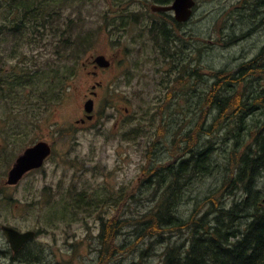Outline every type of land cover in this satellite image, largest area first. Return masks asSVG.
Here are the masks:
<instances>
[{
	"label": "rangeland",
	"instance_id": "obj_1",
	"mask_svg": "<svg viewBox=\"0 0 264 264\" xmlns=\"http://www.w3.org/2000/svg\"><path fill=\"white\" fill-rule=\"evenodd\" d=\"M144 1L88 0L82 7L78 4L74 7L69 5L65 10V16L73 19L72 25L75 32L80 30L84 34L87 30H94L92 43L81 52L82 57L79 59L75 76L62 82L60 87L64 93L60 92V87L54 88L55 91L44 87L47 80L42 81L41 84L34 81L35 92L32 98L35 103L36 137L29 131L33 107L30 109V115L22 102V113L18 120L23 130L21 137L17 140L9 138V141L4 140L0 143L1 183L17 156L25 148L33 145L37 138L52 137L55 139L57 148L42 172L31 174L19 186L11 188L7 186L6 193L0 192V199H31L40 194L48 183L83 186L84 178L80 177L83 173L79 168L80 160L90 159V161L95 160V164L84 165V168L87 166L89 168L84 172V177L89 179L93 188H97L98 197L102 200L100 205L93 204V206L102 216L122 219L117 237L108 241L104 250L96 253H72L71 247L66 245V233L63 228L58 229L57 236L48 233L41 235L33 244L36 248H44L38 250L40 255L37 253L38 261L45 262L41 264H133L134 262L144 264L145 258L146 264H162L167 245L175 242L180 245L188 237V232H177L171 238L168 232L163 237L159 235L150 237L140 231L141 222L138 221L142 216L139 213L148 212L156 205L160 196L162 197L166 192L168 195V188L173 189L167 188V185L152 183H147L150 186L144 185L143 178L146 177L143 168L163 166L174 160L175 155L171 154V142L174 132L176 133L179 129L180 122H183L185 127L180 137L187 134L194 124L197 126L203 123V119L199 118L201 111L196 110L199 115L190 116L189 105L185 104L189 97L186 90L177 91L174 83L166 89L161 83L166 74L174 71V61L166 62L163 56L160 58L157 55L159 51L156 48L155 33L148 31L145 26L149 7H144ZM262 4L264 0H197L196 17L189 24L197 33V40L193 43L197 41V46H203L201 43L203 42L208 49L204 54L203 68L199 70L201 75L195 76L196 86L191 94L194 103L202 100V92L208 91L210 83L214 82L215 76L222 69L234 70L242 61L255 58L257 55H262L264 58V6ZM123 10L131 15L137 14L140 20L135 21L136 25L132 24L119 29L115 26L117 22L114 18ZM106 12H109L110 25L105 24ZM167 30L169 36L163 39L164 42H167L166 39L173 40V29ZM231 39L233 40L230 43ZM20 46L22 65L25 63L31 66L32 70L37 68L41 70L45 62H52V59L59 58L50 41L44 44L34 43L23 48L20 43ZM100 54L113 58L120 65L118 68L112 67V69L100 71L99 77L106 82V88L100 91V98L95 109L96 119L92 123L75 128L76 121L80 120L85 113L84 94L89 91L88 87L94 81V77L88 73L93 68V63H88L85 67L83 62ZM62 60L64 61L60 63L68 66V59ZM12 64L13 62H6L8 66ZM245 82L243 83L245 89L242 87L243 93L256 91V88ZM235 88L237 89L236 84ZM107 99L110 105L106 104ZM184 99V102L180 101ZM0 110L4 113L7 107L2 105ZM212 116L213 112L212 114L210 112L205 118L209 124L212 122ZM209 117H211L210 120ZM254 119H246L244 123L250 122L253 127ZM15 122L17 121L13 118L7 117L5 131L7 132L8 127ZM64 124V128L68 131H64L63 136H58ZM225 131L222 128L216 132L217 137L215 136L221 148L235 142L232 134L223 140L219 139L226 136ZM201 139V142L207 143L212 140L205 134ZM222 141L226 143L223 144ZM150 146H153L154 151L152 150V155L147 157L146 153L151 150V148L148 149ZM221 148L212 156L213 160L215 159L214 162L219 164H223V156H225L220 151ZM7 163L10 165L7 166ZM224 173L225 171L221 168L214 171L210 168L204 173L192 174V176L190 174V177L187 175L188 177L181 178L180 185L183 181L184 184L182 183V199H179L177 208L179 214L185 217L187 214L190 215L197 204L202 203V200H205L219 186ZM124 183H129L128 192L125 189L117 191V203H109L107 198L113 193L109 191L110 187L120 189ZM259 184L264 189V172L259 179ZM180 185L175 188L179 189ZM126 193L130 195L128 200ZM239 196L240 194L228 196L227 201L232 202ZM48 211L47 206L41 210L38 207H32L25 214H5L4 216L9 222L28 229L32 226H40L39 224L43 225L40 221H45L46 224L47 219L42 218ZM110 217H107V220H110ZM108 224L109 222L106 225ZM76 227L78 235L84 237L86 231L82 225H76ZM106 230V236L110 238L114 232L109 233V230ZM1 232L0 230V248H8ZM97 246H103V242H99ZM107 254L110 257L106 260ZM3 263L6 262L0 259V264Z\"/></svg>",
	"mask_w": 264,
	"mask_h": 264
},
{
	"label": "trees",
	"instance_id": "obj_2",
	"mask_svg": "<svg viewBox=\"0 0 264 264\" xmlns=\"http://www.w3.org/2000/svg\"><path fill=\"white\" fill-rule=\"evenodd\" d=\"M86 1L88 0H0V39L19 40L22 48L34 43L44 44L50 41L58 56L68 55L69 57L68 66L65 64L63 66L60 63L63 61L57 60L45 62L41 70L38 68L32 70L29 65L23 66L21 69L23 88L29 87L32 79L39 84L47 80L44 87L55 91L54 88L60 87L65 79L75 76L79 59L82 57L81 52L92 43L94 30H87L84 34L80 30L75 32L72 25L74 21L69 16H65V10L69 5L74 7L75 4H78L79 7H82ZM151 1L166 3L168 0ZM148 5L149 2L145 0L144 7ZM108 15L109 12H106V25H110ZM137 19V14L131 15L123 10L114 18V21L117 22L115 26L119 29L129 24L136 25ZM153 32H156L154 39L157 44H163V39L169 36L167 28L161 31L162 34L159 29H155ZM168 40L166 39V41ZM260 57L262 55H258L249 64L246 74L264 75V63H262L264 59ZM255 64L258 66L254 68ZM238 74H241V70ZM215 78L208 92H202V98L207 97V101L210 103L213 123L209 124V121L203 119V123L198 124L196 128L194 125L187 134L180 137L185 128L183 122H180L179 129L176 133L174 132L172 137L171 154L179 155L182 159L178 162L173 160L163 166H145L143 168L146 177L143 178L144 185L156 183V185H167V188L172 187L173 189L166 188L168 195L166 192L162 197L160 196L156 205L148 212L139 213L142 215L141 219H138L141 222L140 231L150 237L154 235L163 237L168 232L170 238L177 232H188L186 241L180 245L177 242L167 245L162 264H264V189L259 184V179L264 172V132L260 135V130L257 132L255 125L259 119L264 121V114L261 116L262 118L257 116L254 119L252 127L254 129L251 128L252 125H249L247 129L249 133L245 136L243 131L240 134L242 126L237 125L232 127L234 129L230 127L229 133L225 137L223 136L224 138L219 137L223 140L232 134L235 138L232 145L221 148L220 145H217L216 140L211 146L207 142H201V137L203 134L208 135L210 127L213 128V131L226 129L233 116L243 113L244 93L242 87L244 80L238 82L232 74L224 72H218ZM233 82L237 84V89L234 86L231 87L230 84H234ZM64 87L66 88V86ZM260 96L262 103L259 102V104L263 106L264 110V94L262 93ZM107 103L110 105L108 99ZM210 119L211 117H209ZM214 135L216 136V133ZM152 147L148 148L151 150L146 153L147 157L152 155ZM220 148V151L225 155L223 164L214 162L213 159L210 162L209 156H214ZM226 162L231 165V168ZM211 167L213 171L218 168L225 171L219 186L205 200H202V203H198L190 215L187 214L185 217L183 214H179L177 208L179 199H182L183 185H180L179 189L175 187L179 186L181 178L190 174L204 173ZM175 176L176 178H174ZM147 178L148 182H146ZM237 194L240 196L232 202L227 201L228 196ZM204 207L206 208L203 210ZM107 222H109L107 225L109 233H118L121 228L119 223L122 222V219H110ZM107 222L105 223L107 224ZM101 237L105 245L113 239L112 235L107 238L106 232H103ZM106 256L107 260L110 256L109 254ZM28 257L30 260L32 259L31 254H28ZM138 263L141 262L133 264ZM144 264H146V258Z\"/></svg>",
	"mask_w": 264,
	"mask_h": 264
},
{
	"label": "flooded vegetation",
	"instance_id": "obj_3",
	"mask_svg": "<svg viewBox=\"0 0 264 264\" xmlns=\"http://www.w3.org/2000/svg\"><path fill=\"white\" fill-rule=\"evenodd\" d=\"M174 0H168L166 3H161V5H169L172 4ZM149 5L147 8V16L145 18V26L148 28V31L155 29H159L160 33L163 29L167 28L173 29V40L164 42L163 44L156 43V48L159 51L160 58L163 56L166 62L173 60L174 71L172 73L166 74V77L161 80L162 85L167 89L170 88L174 83V88L178 90H186L189 94L188 99L185 101L180 100L181 102L185 101L186 105H189V114L190 116L195 114L198 115L196 110H200L201 113L199 118L205 119L209 116L211 111L210 103L207 101L208 98H202L200 102L194 103L192 90L196 86L195 76L196 74L201 75L199 70H202L204 61V54L208 49V46L204 44L203 46H197L196 43H193L197 40V33L192 30L189 24L196 17L197 12V0H195V5L192 9V13L186 21H178L175 18V12L173 10H160L156 11L152 9V3L150 0H147ZM149 9V10H148ZM145 11V9H144ZM140 19H137V22ZM141 22V21H140ZM157 23V25H156ZM130 25V24H129ZM151 31V32H152ZM156 35V32H154ZM233 39L230 40V43ZM2 47V48H1ZM204 47V49L202 48ZM59 58L55 59H63L68 56H58ZM89 59L83 64L86 66L89 62H93ZM6 62H13L12 65H6ZM110 66L107 68H102L97 66L93 62V68L88 71L94 77V81L88 87L89 91L84 94V100L89 98H93L95 102V106L97 101L100 98V91L106 88V82L100 79V71L102 69H112V67L118 68L120 63L116 62L113 58H110ZM22 56H21V46L19 40L12 39H0V106L5 105L7 110L4 113L0 110V143L4 142V140L9 141V138L13 140H17L21 137L23 130L18 123L20 119V115L22 113V102L24 104L25 110L30 112V109L33 107L32 111L33 115L31 116L30 128L29 131L36 137L37 134V124L34 113V98H32L33 93L35 92L34 88V79H32L29 87H24V94L21 92L22 88V77H21V69H22ZM254 66H258L255 64ZM208 75V74H207ZM209 76V75H208ZM208 78V77H207ZM62 87L60 88V92L62 91ZM65 90V89H64ZM106 91V90H105ZM204 92H208L205 90ZM186 94V93H185ZM187 94V95H188ZM180 105L182 103H179ZM30 112V115H31ZM85 116V113H84ZM13 118L15 124L9 126L7 132L5 131V121L6 118ZM35 117V118H34ZM85 118V117H84ZM95 118V117H94ZM92 120L86 119L84 122L76 121L75 128H79L84 124L92 123ZM83 119V117H82ZM208 122V121H207ZM64 126L59 131L58 136H63L64 131H68ZM68 128V127H67ZM61 132V134H60ZM38 141H46L52 146V153L49 155L43 165L39 168H34L27 172L23 179L17 185L7 184L5 181V177L2 179V183L0 181V188H4L6 190L7 186L9 188L19 186L28 176L31 174H35L38 172H42L47 163L50 161L51 157L54 155L56 148L55 139L48 136H43L37 138L35 143ZM34 143V144H35ZM1 148V147H0ZM180 160V158H175V160ZM80 171H83L81 178H84V185L75 186L74 184L61 185V183L51 184L48 183L41 190V193L36 195L31 199H15V198H2L0 199V230L2 231V235L4 236L8 248L2 247L0 248V259L3 260V264H41L45 263L44 261H38V257H28V252L34 253L37 252L39 248L33 246L35 242L39 239V237L45 233L54 234L57 236V231L60 228H63L64 233H66V245L71 247L70 251L72 253H96L98 251H102L105 249L106 245L98 247L97 244L102 241V233L107 232V225L105 220L107 217L105 215L98 214L97 209L93 206V204L100 205L102 200L98 197V192L96 187H92V184L89 183V179L84 177V172H86L89 168H84V165L95 164V160L90 161V159H82L80 160ZM13 165V164H12ZM90 167V166H89ZM8 174V172H7ZM4 181V183H3ZM123 189L128 192L129 183L122 184L120 189L116 187H110L109 191L113 192L110 196H108L109 203L116 204V192L122 191ZM127 199H130V195L126 194ZM129 196V197H128ZM116 202V203H115ZM44 206L49 208L47 214L43 216L42 219H47L46 224L45 221L42 222L43 225L40 226H32L28 229H23L19 227V225L13 224L6 220L5 214H25L32 207H38V209H42ZM114 206V205H111ZM72 212L69 214V212ZM94 212V213H92ZM113 217H110L112 219ZM44 222V223H43ZM115 220L113 221V223ZM115 224V223H114ZM11 225L18 229L19 231H27V230H35L36 236L27 241L25 245L15 252L11 247L6 233L3 231V226ZM81 226L85 229L86 234L84 237H80L78 235L77 227ZM80 230V229H79ZM105 230V231H103ZM118 235L117 232L112 234L113 238H116ZM44 247V246H42ZM30 260V261H29Z\"/></svg>",
	"mask_w": 264,
	"mask_h": 264
},
{
	"label": "water",
	"instance_id": "obj_4",
	"mask_svg": "<svg viewBox=\"0 0 264 264\" xmlns=\"http://www.w3.org/2000/svg\"><path fill=\"white\" fill-rule=\"evenodd\" d=\"M195 0H174L171 5H159L153 4L154 10H174L175 17L178 21H186L192 13ZM94 62L101 67H108L110 60L103 54L94 58ZM85 112L88 114L87 118L92 119V112L94 110V100L89 99L84 105ZM51 153V146L45 142L40 141L35 145L28 147L17 158L13 167L9 171L8 183L16 184L23 177V175L30 169L40 167L45 158ZM4 230L7 233L11 246L15 251L19 250L24 243L35 235V231L29 230L26 232H20L13 227L4 226Z\"/></svg>",
	"mask_w": 264,
	"mask_h": 264
},
{
	"label": "bare ground",
	"instance_id": "obj_5",
	"mask_svg": "<svg viewBox=\"0 0 264 264\" xmlns=\"http://www.w3.org/2000/svg\"><path fill=\"white\" fill-rule=\"evenodd\" d=\"M255 1H257V0H255ZM246 2V1H245ZM256 3V2H255ZM256 5H258V4H256ZM262 6H264V4H262ZM261 6V7H262ZM122 7V6H121ZM255 7H257V6H255ZM253 8H254V6H253ZM258 8V7H257ZM254 10V9H253ZM261 11H263L262 9H261ZM254 12H256V11H254ZM231 14V13H230ZM259 16H260V14H258ZM250 16V15H249ZM247 17V16H246ZM263 19V18H262ZM262 19H261V21H262ZM252 21V20H251ZM260 21V22H261ZM258 22V21H257ZM259 23V22H258ZM257 23V24H258ZM251 25V24H250ZM256 25V24H255ZM262 26V25H261ZM253 27V26H252ZM258 28V27H257ZM248 29H250V28H248ZM243 34V33H242ZM241 40V39H240ZM241 47V46H240ZM245 47V46H244ZM264 47V46H263ZM260 51V50H259ZM259 53V52H258ZM261 53V52H260ZM258 56V55H257ZM264 56V55H263ZM241 58V57H240ZM256 58V57H255ZM254 57L253 58H251V59H248V60H245V61H242V63L241 64H237L238 65V67L237 68H235L234 70H229V68L228 69H222L220 72H224V73H230V74H232V76L234 77V78H236L237 79V81L239 82V81H246V82H248L251 86H253V88H256V91L255 92H248L247 93V91H246V93H244V98L242 99V109H243V113L241 114H239V115H236V116H233V119H232V121L230 122V123H228L229 125L226 127V131L225 132H227L228 133V131L233 127V126H237V125H241L242 126V129H241V131H240V134H241V132L243 131V134H244V136L247 134V133H249V131L247 132V129L249 128V125H250V122L248 123H244L245 121H246V119H248L249 120V118H251V119H253V118H255L256 119V117L258 116V117H261L263 114H264V111L263 112H261V110H263V106L261 105V104H259V102H261L262 100H261V96L260 95H262V93L264 94V75H250V74H246V70H247V67L249 66V64L255 59ZM260 58H263V57H260ZM259 58V59H260ZM264 59V58H263ZM258 62H259V60H257ZM262 63H264L263 61H262ZM260 67H262V66H260ZM254 68H255V66H254ZM241 70V74H238L239 73V71ZM236 72V73H235ZM263 72V71H262ZM231 76V75H230ZM216 79V78H215ZM213 82V81H212ZM245 82V83H246ZM234 84H230L231 85V87L232 86H234L235 87V82H233ZM241 83V82H240ZM211 84V83H210ZM225 84V83H224ZM237 85V84H236ZM207 86V85H206ZM226 86V85H225ZM245 86H247V85H245ZM250 86V87H251ZM212 87V86H211ZM215 87V86H214ZM244 89H245V87H243ZM252 88V89H253ZM209 89V88H208ZM203 90V89H202ZM199 92V91H198ZM236 92V91H235ZM205 93V92H204ZM203 94V93H202ZM212 94V93H211ZM233 94H234V92H233ZM243 95V94H242ZM221 96V95H220ZM232 96V95H231ZM259 96H260V98H259ZM229 97V96H228ZM196 98V97H195ZM194 98V99H195ZM196 100V99H195ZM197 101V100H196ZM262 103V102H261ZM221 105V104H220ZM228 108V107H227ZM200 113V112H199ZM199 115V114H198ZM242 116H243V118H242ZM231 118V117H230ZM239 118H242V119H239ZM262 118V117H261ZM202 119V118H201ZM258 119V118H257ZM200 120V119H199ZM214 120V119H213ZM235 120V121H234ZM228 122H229V120H228ZM257 123L255 124L256 126H257V132L259 131L260 132V135H261V133L262 132H264V121H261L260 119L258 120V121H256ZM212 123H213V121H212ZM254 123V122H253ZM165 124V123H164ZM195 125V124H194ZM179 126V125H178ZM194 127H196V126H194ZM225 127V126H224ZM231 127V128H230ZM252 128V127H251ZM233 129V128H232ZM252 129H254V128H252ZM187 130V129H186ZM239 130H240V128H239ZM187 132V131H186ZM197 132H199V131H197ZM208 132V131H207ZM217 132V130L216 131H213V128H211L210 127V129H209V132H208V136H209V138H211L212 140L208 143V145H212L214 142V140H215V133ZM201 133V132H200ZM206 133V132H205ZM156 134V133H155ZM254 134V133H253ZM223 135V134H222ZM226 135V134H225ZM181 136V135H180ZM231 136V135H230ZM248 136V135H247ZM264 136V135H263ZM217 137V136H216ZM233 137V136H232ZM234 137H237L236 135H234ZM251 137V136H250ZM200 138V137H199ZM224 138V137H223ZM261 138V137H260ZM263 138V137H262ZM198 139V138H197ZM234 139V138H233ZM193 140V139H192ZM219 140V139H218ZM260 140V139H259ZM217 141V140H216ZM233 142H234V140H232ZM232 141H231V144H232ZM261 141V140H260ZM223 142V141H222ZM261 142H263V141H261ZM192 143V142H191ZM218 143H219V141H218ZM223 144H224V142H223ZM216 145V144H215ZM218 145V144H217ZM206 147V146H205ZM185 148V147H184ZM191 148V147H190ZM197 148V147H196ZM192 150V149H191ZM195 150V149H194ZM215 150V149H214ZM183 152V151H182ZM218 152V151H217ZM188 153H189V150H188ZM196 153V152H195ZM212 153V152H211ZM216 153V152H215ZM221 153V152H220ZM217 156V155H216ZM188 157H190V156H188ZM187 157V158H188ZM203 157V156H202ZM210 158L208 159L210 162H212V156H209ZM223 157H225V156H223ZM222 157V158H223ZM244 157V156H243ZM186 158V157H185ZM184 158V159H185ZM215 158V157H214ZM182 159V158H181ZM200 159H202V158H200ZM215 160V159H214ZM219 160V159H218ZM221 160V159H220ZM234 160V159H233ZM261 160V159H260ZM182 161V160H181ZM200 161V160H199ZM227 161H229V160H227ZM252 161V160H251ZM230 162V161H229ZM238 162V161H237ZM261 162V161H260ZM227 163V162H226ZM182 164V163H181ZM221 164V163H220ZM228 165H229V163H227ZM239 164V163H238ZM237 164V165H238ZM180 165V164H179ZM252 165V164H251ZM214 166V165H213ZM218 166V165H217ZM231 165H229V167H230ZM201 168V167H200ZM212 168V167H211ZM222 168H224V167H222ZM231 168V167H230ZM229 168V169H230ZM212 170V169H211ZM210 170V171H211ZM218 171V170H217ZM192 172V171H191ZM210 173V172H209ZM198 174V173H197ZM161 175V174H160ZM170 175V174H169ZM176 175H177V173H176ZM180 175H181V172H180ZM173 176V175H172ZM191 176H192V174H191ZM196 176V175H195ZM161 177V176H160ZM185 177V176H184ZM188 177V176H187ZM189 177H190V175H189ZM170 178V177H169ZM174 178H176V176L174 177ZM173 178V179H174ZM194 178V177H193ZM200 179V178H199ZM147 180V179H146ZM185 180V179H184ZM186 180H188V179H186ZM197 180V179H196ZM154 182H155V180H153ZM199 181V180H198ZM146 182H148V181H146ZM184 182V181H183ZM182 182V183H183ZM151 183V182H150ZM180 183V182H179ZM181 183V185H183ZM154 184H156V183H154ZM180 185V184H179ZM144 186V185H143ZM148 186H150V185H148ZM145 187V186H144ZM195 187V186H194ZM127 194V193H126ZM186 251V250H185ZM225 251V250H224ZM235 254V253H234ZM174 256V255H173ZM169 262V261H168ZM203 262V261H202Z\"/></svg>",
	"mask_w": 264,
	"mask_h": 264
}]
</instances>
